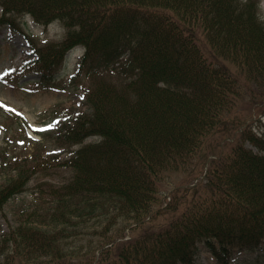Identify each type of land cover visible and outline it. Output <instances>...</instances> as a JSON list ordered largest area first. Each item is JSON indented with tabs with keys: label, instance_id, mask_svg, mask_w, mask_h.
Listing matches in <instances>:
<instances>
[{
	"label": "trees",
	"instance_id": "trees-1",
	"mask_svg": "<svg viewBox=\"0 0 264 264\" xmlns=\"http://www.w3.org/2000/svg\"><path fill=\"white\" fill-rule=\"evenodd\" d=\"M0 7L8 25L28 14L65 29L62 42L33 48L42 85L56 87L54 60L83 48L69 84L86 106L50 138L43 134L70 148L67 159L40 151L31 170L17 166L0 184V210L19 200L0 231V264H192L198 243L219 261L230 246L264 251V133L243 128L228 151L220 145L245 123L246 107L264 98L258 0H0ZM54 162L70 172L66 179L29 187ZM178 171L196 180L170 193V208L184 211L163 231L116 242L128 221L143 225L159 185Z\"/></svg>",
	"mask_w": 264,
	"mask_h": 264
},
{
	"label": "rangeland",
	"instance_id": "rangeland-1",
	"mask_svg": "<svg viewBox=\"0 0 264 264\" xmlns=\"http://www.w3.org/2000/svg\"><path fill=\"white\" fill-rule=\"evenodd\" d=\"M260 2V17L264 19V0H260ZM0 23H2L0 24V184H2L8 174H14V170L10 166L14 157H17L16 159L19 161L26 156V151L35 152V145L26 144L28 141L24 139L26 135L23 128L26 129L30 138L37 139L39 138L38 132L44 131L51 125L57 126L60 123L69 122L77 111L84 110V104L83 96L66 83L81 51H72L67 55V64L61 73L64 78L62 77L57 81L59 85L64 87L53 89L43 87L37 80L40 73L37 66L24 67L26 61L35 57L34 52H32V45L36 49H40L61 41L62 31L56 23L44 27L33 23L28 16L22 15L16 17L14 26L9 28L1 18V9ZM54 66H59L56 60H54ZM85 85L86 82L81 81L78 87H85ZM246 109L245 111H247ZM250 113L252 115L251 120L257 116L260 119V122L255 121L251 124L254 131L264 130V100ZM17 116L22 117L23 121L21 122ZM234 139V141H231L232 139H220L223 152L231 148L238 140V136H235ZM43 149H45L44 145ZM53 149L56 148L50 145L47 152ZM66 156L64 154V157ZM32 168L33 166H23L22 170H31ZM52 169V173L45 177L44 181H61L69 173L67 169L61 166ZM40 179V176L32 177L29 187H33ZM189 181L187 177L184 178L183 174L178 173L171 175L167 181L160 185L162 186L160 200L162 205L159 208V210L162 209L161 214L153 216L144 230L135 232L136 235L163 229L177 212L185 209V206L180 205L176 213L172 209L164 210V205L168 201V197L165 198V196L171 187L186 184ZM175 197L177 201H181V192L176 193ZM24 201L28 203L31 200L24 199ZM15 203V201H10L0 210V231H6L13 223L10 205ZM197 249L198 253L193 260L195 264H218L203 245L197 246ZM258 253L260 256L250 264H264L263 252L259 249L247 252L238 246H234L232 250H228L221 257L227 264H243L240 260L253 259Z\"/></svg>",
	"mask_w": 264,
	"mask_h": 264
}]
</instances>
